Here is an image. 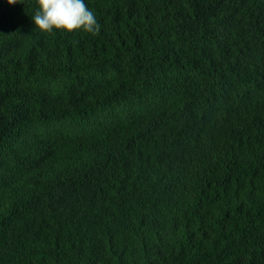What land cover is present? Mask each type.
Here are the masks:
<instances>
[{"label": "trees", "instance_id": "obj_1", "mask_svg": "<svg viewBox=\"0 0 264 264\" xmlns=\"http://www.w3.org/2000/svg\"><path fill=\"white\" fill-rule=\"evenodd\" d=\"M85 3L0 0V264H264V0Z\"/></svg>", "mask_w": 264, "mask_h": 264}, {"label": "clouds", "instance_id": "obj_2", "mask_svg": "<svg viewBox=\"0 0 264 264\" xmlns=\"http://www.w3.org/2000/svg\"><path fill=\"white\" fill-rule=\"evenodd\" d=\"M9 5L23 3V0H7ZM39 10L32 17L36 29L52 34L83 31L99 35L101 25L85 0H38Z\"/></svg>", "mask_w": 264, "mask_h": 264}, {"label": "bare ground", "instance_id": "obj_3", "mask_svg": "<svg viewBox=\"0 0 264 264\" xmlns=\"http://www.w3.org/2000/svg\"><path fill=\"white\" fill-rule=\"evenodd\" d=\"M235 157V156H234Z\"/></svg>", "mask_w": 264, "mask_h": 264}]
</instances>
